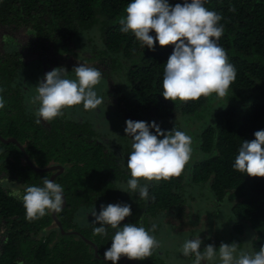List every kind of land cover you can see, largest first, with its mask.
Here are the masks:
<instances>
[{"label": "trees", "instance_id": "obj_1", "mask_svg": "<svg viewBox=\"0 0 264 264\" xmlns=\"http://www.w3.org/2000/svg\"><path fill=\"white\" fill-rule=\"evenodd\" d=\"M130 2L0 0V96L5 102L0 108V137L16 140L8 144L0 140V264H112L103 254L117 230L106 226L107 235H94L91 213L116 203L131 206L132 215L121 227L132 223L148 230L156 224L150 232L156 237L161 221L169 222L166 217L180 219L195 212L198 222L201 214L192 202L202 200L207 206L200 211L219 214L232 229H247L251 238L255 236L250 251L264 245V177L232 167L243 141L264 130V0H204L208 10L222 17L224 31L218 44L234 65L236 79L221 100L213 93L187 102L166 100L161 94L164 65L174 46L161 47L157 41L154 50L142 48L133 33L120 31L119 21ZM183 2L168 0L172 6ZM149 34L155 37L154 31ZM60 59L64 64L76 59L90 62L100 70L111 85L112 108L125 120L155 121L164 132L175 127L190 136L191 158L181 175L141 179V184L149 185V198L141 199L127 187L128 140L115 145L102 138L80 116V104L37 124L31 99L23 90L29 79L24 71L39 64L40 82L59 68ZM189 122L192 134L185 130ZM54 166H61L62 172L48 170ZM52 176L64 189L62 211L28 221L22 199L12 192L42 187L43 178ZM191 224L182 229L185 235L196 234ZM240 242H235L238 249ZM117 264L170 263L155 248L144 260L121 257Z\"/></svg>", "mask_w": 264, "mask_h": 264}, {"label": "clouds", "instance_id": "obj_2", "mask_svg": "<svg viewBox=\"0 0 264 264\" xmlns=\"http://www.w3.org/2000/svg\"><path fill=\"white\" fill-rule=\"evenodd\" d=\"M125 12L126 16L119 21L120 31L133 33L142 48L154 50L157 41L161 47L174 46L163 71L161 94L166 100L187 102L213 93L218 98L226 96L236 79V69L218 44L224 31L219 23L222 17L208 10L204 0H184L175 6L168 0H131ZM152 31L155 37L149 34ZM72 71L75 80L65 78L67 70L59 67L47 72L37 84V94L30 100L32 105H39L34 112L37 124L63 116V109L81 103L85 110H95L103 103V98L93 90L102 78L101 71L81 63ZM4 105L0 96V108ZM125 123L124 131L132 141V151L127 157L131 176L127 187L147 200L149 185L141 184L140 180L160 181L180 176L191 158V137L175 127L164 132L155 121L149 124L129 119ZM150 129H154L155 134ZM254 136L251 141H243L232 167L251 177H264V130L256 131ZM63 191L60 184L44 177L42 187L29 186L23 194L17 190L12 195L22 199L25 218L34 221L48 212L58 214L62 211ZM91 215L94 217V235H107L106 226L117 230L111 238V247L103 254L105 261L117 264L121 257L144 260L159 247V241L150 234L156 230V224L148 230L132 223L120 226L126 217L132 215L129 204L102 205L98 214L94 210ZM201 244L200 237L185 240L180 251L184 257L194 256L193 264L204 261L212 264L217 258L219 264H264V245L259 251L252 252L238 251L235 242H222L218 251L213 244L201 251Z\"/></svg>", "mask_w": 264, "mask_h": 264}, {"label": "rangeland", "instance_id": "obj_3", "mask_svg": "<svg viewBox=\"0 0 264 264\" xmlns=\"http://www.w3.org/2000/svg\"><path fill=\"white\" fill-rule=\"evenodd\" d=\"M26 39V38H25ZM23 44H26L23 42ZM26 52L29 51L28 49L25 50ZM66 63V62H65ZM84 64L88 67H91L90 62H84L82 60H75L73 64H64L63 61L59 60V67H63L67 70V68H71L73 70L74 67L78 66L79 64ZM72 65V66H69ZM67 71L68 79H76L75 73L73 71ZM71 72V73H70ZM45 73L44 63H41V74ZM70 73V74H68ZM40 75V66L39 64H31L27 69L24 71V75L28 76V82L23 90L28 96L29 100L31 97L35 96L37 84L39 83V78L37 75ZM39 78V80H38ZM43 80V79H42ZM111 85L103 80V76L99 82V84L95 85L93 90L97 93L98 97L103 98V103L98 106L95 110H85L83 108V104H80V108L82 109V113L84 118H86L96 129L99 135L106 139L111 140L115 145L117 144H124L126 140H128V145L130 146V150L132 151V141L131 138L126 136L124 129L126 128V121L123 117H121L118 113H115L114 109L111 106V98H110V88ZM218 100H221L220 98ZM37 105H32V109L35 112ZM77 109V110H76ZM75 113L79 114V109H73ZM92 112L101 113L98 114H91ZM92 118V119H91ZM186 122L185 119L182 118L180 121L181 125H184ZM194 127L189 122V126L185 128L188 134H192ZM196 205V209L200 212L201 216H199V221L196 222L197 214L194 212L189 216L186 214L178 219L175 217H166L165 221H161V228L156 235V239L159 241V247L157 250L159 255L162 259L170 264H193V260L195 259L194 256L184 257L180 251V248L185 240L199 238L202 240L200 250L203 251L204 247L208 244H213L218 251L220 244H232L236 242V240L241 241L242 247L238 249L243 251H250L251 246V235L248 233V230H240V229H232L233 225H229V223L221 222L219 220V214L213 215L212 211H205L202 212L200 209L207 206V203L198 200L192 202ZM191 203V204H192ZM195 210V211H197ZM190 220L192 224L190 223ZM192 225V229H195L194 235H185L187 232H184L182 229L190 228V224ZM174 226V228H173ZM213 231V232H212ZM218 231V232H217ZM231 234V235H229ZM232 240V241H229ZM202 264H209V262L204 261ZM212 264H219V259L217 258L216 261L212 262Z\"/></svg>", "mask_w": 264, "mask_h": 264}, {"label": "water", "instance_id": "obj_4", "mask_svg": "<svg viewBox=\"0 0 264 264\" xmlns=\"http://www.w3.org/2000/svg\"><path fill=\"white\" fill-rule=\"evenodd\" d=\"M0 140L3 142V143H6V144H8V143H16V140L15 139H12V138H9V139H3V138H1L0 137ZM30 164V163H29ZM56 169H59V171L57 172V174H59V173H61L62 172V168H61V166H54V167H51V168H49L48 170H56ZM37 171H39V170H37ZM55 176V175H54ZM54 176H52L51 178H50V180H52L53 181V179H54ZM63 200H64V203L62 204V208L64 207V205H65V198H64V196H63ZM86 242L88 243V244H90V245H92L93 247H94V250H95V252H97V247L92 243V242H90V241H88V240H86ZM97 255V254H96ZM104 259V258H103ZM120 260H121V258H120Z\"/></svg>", "mask_w": 264, "mask_h": 264}]
</instances>
